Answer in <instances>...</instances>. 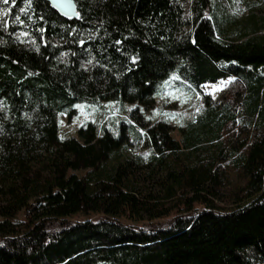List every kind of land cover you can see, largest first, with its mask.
<instances>
[{
    "label": "trees",
    "instance_id": "trees-1",
    "mask_svg": "<svg viewBox=\"0 0 264 264\" xmlns=\"http://www.w3.org/2000/svg\"><path fill=\"white\" fill-rule=\"evenodd\" d=\"M74 1L0 0V264H264V0ZM168 83L179 141L135 114ZM87 101L134 108L62 136Z\"/></svg>",
    "mask_w": 264,
    "mask_h": 264
},
{
    "label": "rangeland",
    "instance_id": "rangeland-1",
    "mask_svg": "<svg viewBox=\"0 0 264 264\" xmlns=\"http://www.w3.org/2000/svg\"><path fill=\"white\" fill-rule=\"evenodd\" d=\"M232 2L229 9L232 13L237 12L241 17L250 14L247 7H244L241 3L239 6V0H228ZM259 7V6H258ZM256 14L258 16H263L264 11L255 8ZM260 34H264V27L260 30ZM232 80V77L220 80L214 84H205L201 87V91L204 95H208L211 98L217 97L220 91ZM199 96L193 95L188 91H185L183 87L176 86L168 83L165 90L157 96L153 102L144 107V109L137 110L135 112L136 116L144 124L149 121L164 118L166 119L170 126V136L174 140H180L181 135L179 132V124L186 118H192L199 112ZM132 109L134 105L125 104L123 107L118 106L116 102L103 101L97 103L96 101H87L84 103H78L75 107V111L71 116L66 114L60 115V132L62 136H74L79 141H82L81 137L77 134V129L87 121H94L98 127L104 123H108L111 126L112 121L115 118L123 119L126 117L124 109ZM98 218L97 215H84L78 214L71 218V220L76 221H86Z\"/></svg>",
    "mask_w": 264,
    "mask_h": 264
},
{
    "label": "water",
    "instance_id": "water-1",
    "mask_svg": "<svg viewBox=\"0 0 264 264\" xmlns=\"http://www.w3.org/2000/svg\"><path fill=\"white\" fill-rule=\"evenodd\" d=\"M50 7L67 20L78 19L77 6L74 0H45Z\"/></svg>",
    "mask_w": 264,
    "mask_h": 264
},
{
    "label": "snow or ice",
    "instance_id": "snow-or-ice-1",
    "mask_svg": "<svg viewBox=\"0 0 264 264\" xmlns=\"http://www.w3.org/2000/svg\"><path fill=\"white\" fill-rule=\"evenodd\" d=\"M8 2H9V0H4V3H5V4H7ZM22 11H23V9H22Z\"/></svg>",
    "mask_w": 264,
    "mask_h": 264
}]
</instances>
